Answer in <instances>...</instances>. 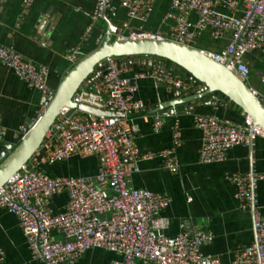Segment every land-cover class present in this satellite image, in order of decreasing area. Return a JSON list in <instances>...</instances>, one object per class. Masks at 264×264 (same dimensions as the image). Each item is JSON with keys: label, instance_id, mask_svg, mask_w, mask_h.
<instances>
[{"label": "built area", "instance_id": "obj_1", "mask_svg": "<svg viewBox=\"0 0 264 264\" xmlns=\"http://www.w3.org/2000/svg\"><path fill=\"white\" fill-rule=\"evenodd\" d=\"M157 0H121L128 16L147 20ZM114 0H97L93 25L108 11L115 10ZM197 16V21L190 18ZM175 23L172 39L193 46L198 36L211 30L216 41L231 32L227 46L217 53H207L216 62L225 65L250 86L251 70L246 56L259 51L264 58V0H172L166 15ZM118 35V36H117ZM116 38H125L120 32ZM131 36L160 40V33ZM45 45V44H44ZM80 49L72 48L68 59L76 64ZM150 69L127 75L123 59L107 57L96 66L100 82L93 88H81L73 95L77 105L99 110L123 113L122 117L97 116L70 107H64L44 139L43 146L22 168L0 188V207L15 215L33 257L43 264H75L93 249H104L118 254L121 259L111 264H264V211L256 189L264 176L254 172L232 173L228 180L236 187V198L243 212L249 213L255 229L254 242L237 253L229 262L202 251L214 240L213 234L190 220L180 225V233L167 235L170 226L161 216L171 199L148 188L131 186V178L139 173V163L160 158L172 174L179 171L176 149L181 145L180 114L170 108L166 116L174 119V147L164 151H141L133 134L139 130L131 111L145 109L143 101L135 98L142 80L175 90L190 89L186 79L168 69L160 61L145 59ZM0 65L14 72L30 88L46 97L54 93L49 85V68L25 59L14 47L0 45ZM98 77V78H99ZM264 85V75L260 78ZM259 97L257 90L251 88ZM70 113V114H69ZM194 122L202 134L200 160L203 164L223 163L229 151L239 145L251 147L256 139L264 137L250 115L241 124L225 122L215 116L195 115ZM163 117L157 115L154 128L163 127ZM6 131L0 128V139ZM97 155L102 160L98 174L91 176H51L41 169L43 162H60L74 155ZM67 193V207L54 213L49 200ZM61 239H53V233ZM5 252L0 246V262Z\"/></svg>", "mask_w": 264, "mask_h": 264}, {"label": "crops", "instance_id": "obj_2", "mask_svg": "<svg viewBox=\"0 0 264 264\" xmlns=\"http://www.w3.org/2000/svg\"><path fill=\"white\" fill-rule=\"evenodd\" d=\"M120 1L114 0L116 9L107 12V20L102 18L95 22L87 34L97 0H0V45L12 46L25 59L47 66L50 71L49 85L55 92L75 65L68 59L69 51L79 48L81 59L103 43L110 29L118 28L117 32L124 37L140 30L160 33L172 39L175 23L166 19L172 0H157L151 16L145 21L130 18ZM190 18L193 22L197 21L195 14ZM231 34L228 32L224 39L216 41L212 38L211 30L207 29L198 36L193 46L205 52L217 53L228 45ZM246 60L251 70L250 87L264 97V85L260 82L264 75V58L259 51H255L249 53ZM123 64L128 69L127 75L151 68L142 58L125 59ZM166 67L186 79L191 88L185 91V95H191L196 85L187 73L170 63ZM100 79L91 81L89 87L93 88ZM177 97V90L173 88L159 85L151 79L141 81L135 98L143 101L146 107L127 115L139 128L133 137L141 151L158 152L174 147V119L154 110ZM45 99L42 92L30 88L12 70L0 65V128L6 131V135L0 139V154L17 140L38 113L45 110ZM189 112L190 108L186 113L179 112L181 145L176 149L179 171L170 173L160 158L142 161L139 163V173L131 178V186L148 188L171 199L170 205L160 214L170 222L167 235H177L181 223L190 220L214 236V240L204 245L202 251L229 262L254 242L255 229L251 215L242 211L236 198V187L227 176L251 172L264 176V137L256 139L252 148L244 145L232 148L223 163L203 164L200 160L202 134L194 122V116H215L228 123L241 124L245 115L231 103L225 107L200 106ZM157 115L163 117L164 123L158 132L154 128ZM40 167L55 177H94L102 167V160L93 154L74 155L60 162H43ZM256 192L264 211V178L258 181ZM68 202V194L62 193L52 197L48 207L58 213L67 207ZM52 237L62 238L58 232H54ZM0 246L5 252V259L0 264H43L33 257L18 218L2 207ZM118 259H121L118 254L93 249L75 264H111ZM138 264L155 263L139 261Z\"/></svg>", "mask_w": 264, "mask_h": 264}, {"label": "water", "instance_id": "obj_3", "mask_svg": "<svg viewBox=\"0 0 264 264\" xmlns=\"http://www.w3.org/2000/svg\"><path fill=\"white\" fill-rule=\"evenodd\" d=\"M107 20L106 14L103 17ZM118 28L108 32L103 43L83 56L63 79L58 89L46 97L45 110L36 115L34 121L19 135L17 140L5 147L0 154V188L25 165L44 144L56 118L64 107H70L97 116L122 117L123 113L99 110L73 101V95L81 88H88L91 81L100 76L96 66L107 57L123 60L130 58H152L165 66L167 63L181 68L196 85L191 95L177 90V98L159 105L154 111L167 114L170 108L180 113L190 112L200 106H222L233 104L250 115L256 126L264 132V99L259 98L249 85L225 65L216 62L204 51L173 39L160 40L140 37H113ZM135 34L143 31L136 30ZM175 91V89H173ZM165 110V112H162ZM69 113V114H70Z\"/></svg>", "mask_w": 264, "mask_h": 264}, {"label": "rangeland", "instance_id": "obj_4", "mask_svg": "<svg viewBox=\"0 0 264 264\" xmlns=\"http://www.w3.org/2000/svg\"><path fill=\"white\" fill-rule=\"evenodd\" d=\"M250 85H252V83Z\"/></svg>", "mask_w": 264, "mask_h": 264}, {"label": "trees", "instance_id": "obj_5", "mask_svg": "<svg viewBox=\"0 0 264 264\" xmlns=\"http://www.w3.org/2000/svg\"><path fill=\"white\" fill-rule=\"evenodd\" d=\"M142 59H145V58H142Z\"/></svg>", "mask_w": 264, "mask_h": 264}]
</instances>
